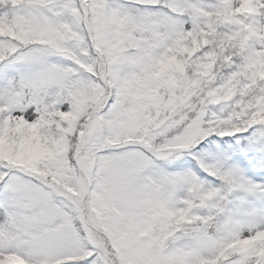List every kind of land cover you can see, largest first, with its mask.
<instances>
[{"label":"snow or ice","instance_id":"snow-or-ice-1","mask_svg":"<svg viewBox=\"0 0 264 264\" xmlns=\"http://www.w3.org/2000/svg\"><path fill=\"white\" fill-rule=\"evenodd\" d=\"M0 264H264V0H0Z\"/></svg>","mask_w":264,"mask_h":264}]
</instances>
